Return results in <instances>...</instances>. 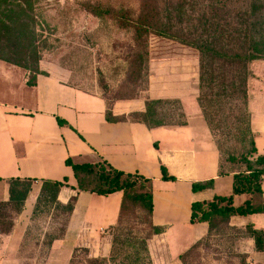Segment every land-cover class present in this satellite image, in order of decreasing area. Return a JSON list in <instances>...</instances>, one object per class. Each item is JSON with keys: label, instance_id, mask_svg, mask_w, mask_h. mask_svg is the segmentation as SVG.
<instances>
[{"label": "crops", "instance_id": "crops-1", "mask_svg": "<svg viewBox=\"0 0 264 264\" xmlns=\"http://www.w3.org/2000/svg\"><path fill=\"white\" fill-rule=\"evenodd\" d=\"M3 66L0 65L5 68ZM172 67V72L165 76L151 74L145 97L116 101L110 110L112 117L121 118L144 113L149 100L178 101L186 124L157 128L132 120L109 122V104L103 96L72 86L58 74L43 70L35 87L26 84V75L15 83L12 73L5 74L4 81H0V169L9 174H0V184H4L0 187V202L10 199L11 179L32 180L25 212L20 217L26 219L33 214L43 182L69 179V186L62 188L58 201L67 205L76 197L74 211L61 240L63 247L73 250L83 236L97 238L114 229L119 222L124 195L122 192L110 196L78 193L74 172L66 161H104L118 171L152 181V223L161 229L150 242L153 264H181V255L209 235L207 223H191L193 203L210 201L215 196H230L237 172L220 175L221 153L198 103L199 60L197 57L184 58L173 61ZM42 78L60 85L55 87L61 96L55 101V109L50 111L42 107L52 101L36 94V108L27 106V100L31 99L29 90L38 91ZM72 92L78 101L70 96ZM248 111L256 156L264 155V66L249 82ZM163 168L175 178L173 181L163 180ZM211 180L214 181L212 189L193 191L194 184ZM262 190L264 199V178ZM245 200V195L235 196V206ZM234 219L240 221L241 226L264 231V214ZM25 233L21 222L15 221L11 233H0L2 249L19 247ZM61 241L56 240L55 245L60 246L58 242ZM249 245L254 253L251 259L264 264V253L254 250L253 238L249 239Z\"/></svg>", "mask_w": 264, "mask_h": 264}, {"label": "rangeland", "instance_id": "rangeland-1", "mask_svg": "<svg viewBox=\"0 0 264 264\" xmlns=\"http://www.w3.org/2000/svg\"><path fill=\"white\" fill-rule=\"evenodd\" d=\"M254 1L32 0L22 5L2 3L0 13L12 10L21 24H29L30 37L26 38L33 43L25 56V37L13 28L11 22L5 21L9 30L3 35L5 39L1 41L0 37V58L19 62L28 69L14 65L12 68L11 64L0 60V65H5V68L0 67V81H4L5 74L12 73L18 83L24 75L33 79L35 72L44 70L60 75L81 90L103 96L109 103L141 99L148 90L151 74L165 76L171 73L173 61L188 57L199 60L197 51L176 41L156 35L138 39L135 23L144 3H148L152 11L159 8L165 24V17L170 13L176 24V11L183 8L185 17L178 28L189 35L200 32L205 21L213 18L225 17L227 22H220L221 26H237L238 17L249 13ZM256 1L264 5V0ZM19 41L22 49L16 50L14 46ZM146 52L148 57L144 56ZM263 66L264 61H257L250 65V69L255 75L263 71ZM55 86L60 85L42 78L38 91L29 90L31 99H26L27 106L36 108V94L52 101L43 109H55V101L61 96ZM70 96L79 100L73 92ZM1 98L0 94V103ZM158 111L166 116L167 121H183L180 105L164 104ZM249 123L247 115V125ZM211 135L221 153L223 171L242 172L245 170L242 160L255 157L251 154V140L242 142L234 130L224 128L211 131ZM231 159H235L234 162ZM0 174L9 173L0 169ZM3 185L1 183L0 187ZM245 196L246 200L256 201L251 195ZM25 204L0 209V230L17 220L26 230L19 247L10 244L13 248L5 251L0 241V264H153L150 242L154 240L156 230L148 214L141 209L128 210L118 230L101 233L97 238L85 235L76 248L69 250L62 246L67 215L60 205L50 204L43 198L34 213L37 199L33 214L21 220ZM233 219L216 220L218 224L214 231L191 247L181 264H262L251 259L254 253L249 245L250 226H241L240 221ZM56 240L61 241L58 242L60 246L55 245Z\"/></svg>", "mask_w": 264, "mask_h": 264}, {"label": "trees", "instance_id": "trees-1", "mask_svg": "<svg viewBox=\"0 0 264 264\" xmlns=\"http://www.w3.org/2000/svg\"><path fill=\"white\" fill-rule=\"evenodd\" d=\"M32 0H0V4L22 5ZM264 5L254 1L249 13H244L238 17L237 26L227 28L221 26L220 22H227L225 17L222 19L213 18L205 21L204 28L200 32L189 33L185 35L181 28L185 17L183 8L177 9V23L175 24L171 13L165 17L167 24L163 21V16L157 8L151 10L148 3L143 4L142 13L135 23V29L138 39L147 36L156 35L164 39L173 40L186 45L199 54L200 62V95L198 103L203 111L206 122L211 131L226 128L234 130L242 142L251 140L252 158L242 160L245 170L237 172L234 175L233 193L230 196H215L210 201L193 203L191 211V223H207L209 225V234L214 231L218 222L216 220H229L232 217H244L249 215L264 214L263 199V178H264V155H257L255 138L251 131V124L247 125L248 102H249V82L255 77L250 65L257 61H264ZM217 20V22H215ZM5 21L13 24V28L25 37V56L32 46L26 37L29 35V24L20 23V18L14 15L12 10L0 13V37L9 30ZM242 26H245L243 28ZM16 33V31H13ZM32 38V37H31ZM20 40V39H19ZM27 40V41H26ZM27 43H30L27 44ZM14 49L20 50L21 41ZM148 52L144 54L148 57ZM0 60L28 69L26 65L11 59L0 58ZM44 72H35L33 79L27 78V84L35 87L37 77ZM108 101V100H107ZM116 102V101H114ZM114 102L109 103L107 120L109 122H124L127 120L145 123L150 128H157L169 125H185L184 115L180 116L183 121L176 123L172 120L167 121L163 113H160L159 107L164 104L172 103L180 105L178 101L149 100L146 102V111L144 113H134L128 117L114 118L111 114V108ZM250 122V115H249ZM217 145V143H216ZM218 147V146H217ZM219 149V148H218ZM235 159H231L233 161ZM234 162V161H233ZM67 166L71 167L77 183L76 190L80 192H89L100 196H110L122 192L123 202L118 224L114 230H118L124 214L132 209H141L151 219V224L156 230L155 234L161 233V229L155 227L152 223L153 216V183L150 179H145L139 175L126 174L112 168L104 161L97 163H75L72 160L66 161ZM163 180L173 181L165 168L162 169ZM228 174L223 171L221 166L220 175ZM32 180L11 179L9 181L10 199L8 202H0V209L13 204L23 205L26 203L32 190ZM69 186V179L63 181H45L43 182L38 205L44 198L48 203L59 204L67 215L66 227L71 214L74 211L76 197L69 204L62 205L58 203L59 194L64 187ZM214 181L206 183H197L193 185V191L200 192L212 189ZM251 195L255 200L248 199L242 205L235 206V196ZM255 201V202H254ZM14 223L0 230L2 234H9L14 228ZM251 238L254 239L255 250L258 253H264V231L256 230L253 226L248 227ZM196 246V245H195ZM193 246V247H195ZM186 254V253H185ZM181 255L182 262L184 255Z\"/></svg>", "mask_w": 264, "mask_h": 264}]
</instances>
